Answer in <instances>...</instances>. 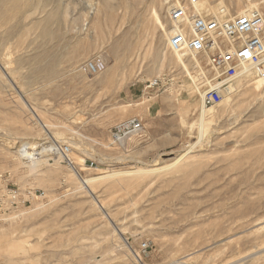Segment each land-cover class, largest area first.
<instances>
[{"label": "rangeland", "instance_id": "374dc122", "mask_svg": "<svg viewBox=\"0 0 264 264\" xmlns=\"http://www.w3.org/2000/svg\"><path fill=\"white\" fill-rule=\"evenodd\" d=\"M166 8L0 0V194L26 200L4 215L0 264H264V79L236 78L203 105L198 60L166 45ZM97 57L105 69L88 74ZM133 117L141 137L112 142ZM23 142L29 154L66 144L83 161L46 150L29 166L39 155L24 159ZM86 176L99 177L93 193Z\"/></svg>", "mask_w": 264, "mask_h": 264}, {"label": "built area", "instance_id": "2783aa9c", "mask_svg": "<svg viewBox=\"0 0 264 264\" xmlns=\"http://www.w3.org/2000/svg\"><path fill=\"white\" fill-rule=\"evenodd\" d=\"M167 47L175 53L198 60L192 74L201 86L208 85L203 93V105L219 104L228 89V83L239 77L264 76V10L261 7L245 9L231 14L223 4L210 6L208 0H167ZM252 71L245 73V69ZM88 74L95 75L105 69V62L97 57L83 64ZM249 74V75H248ZM165 75L154 78L147 88H159ZM143 124L139 118L121 120L111 132L112 142L122 144L130 137H141ZM55 145V144H54ZM54 148V150H53ZM67 165H72L69 145L55 146ZM56 148V149H55ZM33 191H29V195ZM42 196L43 192H34ZM21 201L20 194L6 191L0 194V226L4 215ZM141 250L147 249L143 243Z\"/></svg>", "mask_w": 264, "mask_h": 264}, {"label": "bare ground", "instance_id": "6f19581e", "mask_svg": "<svg viewBox=\"0 0 264 264\" xmlns=\"http://www.w3.org/2000/svg\"><path fill=\"white\" fill-rule=\"evenodd\" d=\"M252 70L250 69V68H248L247 67V69H245V73H249V72H251ZM249 75V74H248ZM262 79H264V76L263 77H260V78H258V80H262ZM32 113H33V115H34V117L36 118V120L39 122V124L41 125V128H43V130L45 131V130H47V124H45V123H43L42 122V119H40V117L32 110ZM49 126V125H48ZM48 129H49V127H48ZM47 132V131H46ZM49 135V134H48ZM39 138V137H38ZM61 140V139H60ZM15 141V140H14ZM63 141V140H62ZM4 142V141H3ZM24 143V142H23ZM69 143V142H68ZM13 144V143H12ZM72 144V146L74 145V146H76L77 147V144H75V143H71ZM24 146H22V149H21V152H22V156H23V158L25 159H33V155H35L36 156V154L37 155H39V157H36L35 159L36 160H32V163H31V165H29V166H35V165H38V164H41V163H43L44 161H46V159H42L41 158V153H43V152H45L46 150H50V149H52L53 147H51V146H48L47 148H43L42 149V151L41 152H36L35 154L34 153H28V152H26L27 150V145L24 143L23 144ZM121 146V145H120ZM56 149V148H55ZM53 150H54V148H53ZM20 152V151H19ZM20 152V153H21ZM59 153V155H61V157L59 156V158H63V156H62V154L58 151V150H56L55 151V153ZM68 156H69V154H68ZM78 156V155H77ZM77 156H75V155H72V156H69V158L71 157V159H73V161H74V163L76 162H78V163H81L82 161H83V159H82V157L80 158L79 156L77 157ZM51 159V158H50ZM49 159V160H50ZM54 161H57V159H53ZM31 161V160H30ZM73 170V169H72ZM76 172V171H75ZM115 172V171H114ZM75 174V173H74ZM76 175V174H75ZM77 176V175H76ZM79 178V177H78ZM80 179V183H81V188H83L86 192H90V193H93V186H92V183H94L95 182V180L97 179H99V177H80L79 178ZM98 201V200H97ZM102 204V203H101ZM100 204V205H101ZM102 207V206H101ZM262 222V221H261Z\"/></svg>", "mask_w": 264, "mask_h": 264}]
</instances>
